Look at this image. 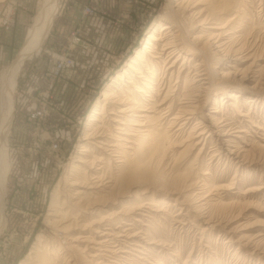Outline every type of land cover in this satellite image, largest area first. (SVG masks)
<instances>
[{
  "label": "rangeland",
  "instance_id": "1",
  "mask_svg": "<svg viewBox=\"0 0 264 264\" xmlns=\"http://www.w3.org/2000/svg\"><path fill=\"white\" fill-rule=\"evenodd\" d=\"M40 1L0 0V75L22 48ZM171 2L57 0L49 32L25 59L15 81L6 137L10 168L4 184L0 264H264V149L260 148L264 146V0H242L240 20L228 32L238 33L225 35L221 41L229 45L225 58L212 51L211 55L207 51L205 58L206 66L209 64L218 74L212 78L213 85H219H214L211 93L197 94L195 100L201 101V107L195 111L187 107L190 115L182 134L165 137L169 146L157 170L166 178L190 171L187 174L194 189L178 186L177 193L171 195L170 188L162 187V183L129 180L131 183L120 190L121 160L118 153L106 151L107 155L101 156H110L111 169L103 170V164H99L102 169L98 173L116 177L119 186L110 197L113 199L97 208L92 200L106 201L105 193L86 198L94 206V210H87L89 214L79 212L81 206L71 208L74 190L84 185L86 175L80 169L88 163L82 166L77 160L90 129L88 121L93 111L101 108L100 95L108 87L122 88L121 84L128 82L129 76L123 74L130 72L127 64L146 36L175 10ZM195 3L198 5L190 4L178 13L191 39L199 36L200 30L209 33L217 26L212 18L201 26L193 24L190 16L205 7L202 0ZM202 14L200 20L206 15ZM242 44L246 50L235 54L232 49ZM247 53L249 58L244 57ZM197 57V61L202 60ZM181 64L182 60L176 72ZM244 74L249 81H244L238 99L242 115L238 117L228 106L226 95L237 90L233 77L239 79ZM116 75H122V83L111 84ZM222 75L229 78L220 83ZM132 76L142 83L139 75ZM156 79L158 82L159 75ZM183 80L179 76L175 84V77L172 79L175 87L171 96L175 99L165 119L185 102L178 100ZM157 82V87L162 86ZM196 121L200 127L228 124L221 128L229 134L224 138L228 141L224 148L239 158L232 155L228 159L226 152L219 154L218 135L194 139L197 129L183 141ZM101 133L110 136L106 129ZM91 151L90 156H97L96 149ZM122 174H128V170L123 169ZM72 181L79 185L71 186ZM191 193L192 198L188 197ZM64 198L65 214L68 211L73 212L71 216L86 217L76 224L68 221L71 216L65 217V232L61 233L63 221L53 216L62 215ZM110 213L115 216L108 222L89 223L90 219L97 222L96 216ZM97 242L106 243V248L95 246Z\"/></svg>",
  "mask_w": 264,
  "mask_h": 264
},
{
  "label": "bare ground",
  "instance_id": "2",
  "mask_svg": "<svg viewBox=\"0 0 264 264\" xmlns=\"http://www.w3.org/2000/svg\"><path fill=\"white\" fill-rule=\"evenodd\" d=\"M196 1L197 0H173L171 3L175 5V10L171 11L170 16L167 17V21L165 20V23L159 24L157 28L153 29L152 32L146 36L143 46L139 51L136 52V55L127 64L128 70H130V72L125 71L123 74L129 76L127 80L128 82L123 84L122 75H116L111 84H115L119 81L124 87H108L104 92L101 93V108L95 109L88 121L90 124V129H88V132L85 134L86 136L83 140L84 144L82 146L81 154L77 160L78 164L82 166L88 163V165L85 166L86 168L84 167V169H80V172L88 177H84V185L79 186L80 189L74 190V196L72 197L74 202L71 201L73 203L71 207L72 209L75 208L76 210L77 206H81V208H78V211L81 213H85L87 210H94V206L89 202H86V198L98 195L100 196L103 193L107 195V197L104 199L106 201L101 202L100 200H92L97 203V208H99V205L101 204L108 205V203L113 199L110 197L114 195L113 191L116 190L117 186H119L117 179H115L116 177H104L106 174L102 176L98 173V171L102 169L99 167V164H103V170L112 166L110 165L111 160L109 158V154V157L107 158L102 157L107 155L105 154L106 151H109L111 154L118 153V159L121 160L119 163L122 164L118 168L120 173L119 176L122 175L119 182L122 188L120 189L119 187L120 190H124L123 188H125V185H128V183L130 184V181H134V183H152L153 185L155 183H162V187L165 186L170 188L168 189L169 191L171 190L169 193L171 195L177 193L176 190L178 186H184L187 189H194L195 185H192L191 179L188 178L187 174V172L190 171L176 174L171 177L168 176L169 178H166L164 177L166 175H163V172H160L157 169L164 157L166 147L169 146H167V142L165 143L166 138L174 136L175 134H182L183 132L181 130L187 126L186 120H189L188 115H190L188 112L189 109L187 107L192 106V108H194L193 111H195L197 107H201V101L195 100L196 98H199V95L197 94H199L201 91H208L211 93V90H214L213 86L219 85L216 83L213 85L212 78L214 75L217 76L218 74L209 64L206 66L207 63H205V58L208 55V52L210 53L211 51L213 55H224L225 58V52L228 51L229 45L226 44L227 42L221 43V41L225 39L223 38L225 35L234 36V34L238 33V31L232 32L231 34L228 32L233 30V26L236 25L240 20L241 14H239L240 12L238 10L242 3V0H202V3L205 4L204 9L197 12V14H192L190 18L192 17L193 24L197 22L198 26H201V24L206 22L208 18H212L217 22V26L212 28L216 30L206 33L207 31L202 29L200 30L201 32L199 36L191 39L187 34V28L185 27L184 21L182 20L181 16H179L180 14L178 15V13L180 10L188 8L190 4H195V6H197L198 3L196 4ZM56 12L57 0L40 1L38 13L32 24V27H30L29 31L27 32L22 48L15 56L9 67H7L0 75V234L5 227V218L2 215L4 184L10 168V164L7 159L6 137L9 131L12 116V96L14 87L16 86L15 81L25 59L31 55V53L39 46V44H42L43 39L46 37L52 26ZM202 13H206V15L200 20L202 17L200 15ZM204 34H207L205 38ZM230 39L231 38L228 39V42L231 41ZM232 50L235 54H241L246 50V48L245 45L242 44L241 46ZM256 51L257 50H255L254 53ZM196 56H200L202 60L197 61L195 59ZM245 56L247 58L250 57L248 53L244 55V57ZM180 60H182V64L178 67L176 72V65ZM187 63L188 66L186 67ZM185 70L187 71L185 72ZM131 73L132 75H139L138 79H142V83L136 80L134 76L131 75ZM149 75H152L153 77H150ZM157 75L160 77L158 82L161 81L162 86H160L157 82ZM179 76L184 77V80L181 93L179 94L180 98L178 100L181 99L185 102L182 103L183 105L179 107L177 112L172 117L165 119L167 113H169L171 109L173 99H175V97L172 98L171 96V93L174 91L173 88L175 87L171 85V82L175 77L176 84ZM228 76L222 75L221 78H219L221 80L219 82H225L226 79L229 78ZM232 80L237 84V90L235 92H229L226 95L229 101L228 106L232 108L233 113H237V116L241 117L242 115L239 114L240 106L238 105L240 103L238 99L242 97V86H244V84L246 85L244 81H249V78L244 74L240 76L239 79L233 77ZM155 82L158 83V87ZM258 90L262 91L260 89ZM202 96L201 98L204 97ZM106 106H108V110L105 113ZM208 118L211 119V117ZM225 120L222 119L223 122ZM219 123L218 126L209 124V126L204 125L200 127V122L196 121L183 141H187L188 138L195 134V130L198 129V133L194 136V139L204 140V135L207 134L209 137L210 135H218V145H221L219 147V150L221 151H218L219 154L221 155L226 152L228 159L229 156H236V154L232 153L228 148H224L225 143H228L227 139L224 140V138H226L229 134L223 132L221 128L227 126L228 124L219 126ZM121 126L123 127L121 128ZM175 127V133H171ZM104 129L110 132L109 138L103 136L102 133L100 134V132L104 131ZM213 129H216V131L213 132ZM192 144L193 143L190 145L192 146ZM90 148H92V151L95 149L98 151L97 156H90L88 154V152H90ZM260 148L264 149V146ZM226 154H224V156ZM87 158L88 161H85ZM116 161L113 163L115 164ZM123 169H127L128 174H122ZM89 177L90 181L88 182ZM78 185L72 181L71 186L75 187ZM193 196L194 195L191 193V195L189 194L188 197L192 198ZM194 198L196 199L197 197ZM200 201L204 200L200 199ZM61 206L64 207V209L61 211L62 215L53 217L55 218L54 220H58L60 217L59 220L63 221V224L61 225L62 227L60 226L61 228L59 229V231L63 233L65 232V217H70L73 215V212L71 213L67 211L65 214V198L63 199ZM204 206L205 205H203V207ZM217 206L227 208L229 205L217 204ZM90 212L87 211L88 214ZM92 212L94 213V211ZM114 216V213L106 214V216H96L99 218V220L95 222L90 219L89 223L92 225H100L110 221ZM71 217L72 218L68 221H71L72 224H76L78 219H84L86 215L81 214L80 216L76 215V217ZM52 223L56 224L54 221ZM97 232L100 233L98 230ZM90 240V242L93 243V239ZM96 245H100L102 247L104 243L101 244V242H97L95 246ZM105 245L104 248H106Z\"/></svg>",
  "mask_w": 264,
  "mask_h": 264
}]
</instances>
